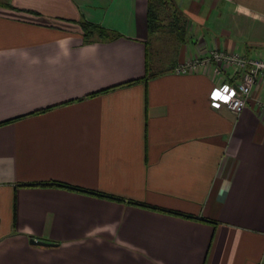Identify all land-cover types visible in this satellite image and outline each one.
Listing matches in <instances>:
<instances>
[{
    "label": "crops",
    "instance_id": "1",
    "mask_svg": "<svg viewBox=\"0 0 264 264\" xmlns=\"http://www.w3.org/2000/svg\"><path fill=\"white\" fill-rule=\"evenodd\" d=\"M175 2L149 66L148 0H0V264H264V80L235 115L208 99L234 70L173 72L264 56V0Z\"/></svg>",
    "mask_w": 264,
    "mask_h": 264
},
{
    "label": "built area",
    "instance_id": "2",
    "mask_svg": "<svg viewBox=\"0 0 264 264\" xmlns=\"http://www.w3.org/2000/svg\"><path fill=\"white\" fill-rule=\"evenodd\" d=\"M212 68L215 75L225 74L232 69L238 75L237 82H221L213 86L208 94L210 106L224 107L232 114H239L246 105L253 86L264 80V56H247L221 49H209L193 55L174 66L176 74L196 72L201 68Z\"/></svg>",
    "mask_w": 264,
    "mask_h": 264
},
{
    "label": "rangeland",
    "instance_id": "3",
    "mask_svg": "<svg viewBox=\"0 0 264 264\" xmlns=\"http://www.w3.org/2000/svg\"><path fill=\"white\" fill-rule=\"evenodd\" d=\"M156 10L155 27L146 44L149 66L170 62L180 47V38L176 32L186 30V19L179 11L175 0L162 2Z\"/></svg>",
    "mask_w": 264,
    "mask_h": 264
},
{
    "label": "trees",
    "instance_id": "4",
    "mask_svg": "<svg viewBox=\"0 0 264 264\" xmlns=\"http://www.w3.org/2000/svg\"><path fill=\"white\" fill-rule=\"evenodd\" d=\"M162 2L165 3L166 0H148L147 23H148V28L151 32L153 31L156 20H157L156 8L161 6ZM79 26H80L83 37H85L86 39H90L93 37L105 39V38L115 35L114 31L106 29L99 24L92 23L86 20L80 21ZM149 77H152V74H149V73L147 74V68H146V74L144 76V79L146 80Z\"/></svg>",
    "mask_w": 264,
    "mask_h": 264
},
{
    "label": "water",
    "instance_id": "5",
    "mask_svg": "<svg viewBox=\"0 0 264 264\" xmlns=\"http://www.w3.org/2000/svg\"><path fill=\"white\" fill-rule=\"evenodd\" d=\"M30 243L31 244H35V245H44V246H46V245H53L52 243L44 242L42 240H35L33 238L30 239Z\"/></svg>",
    "mask_w": 264,
    "mask_h": 264
}]
</instances>
